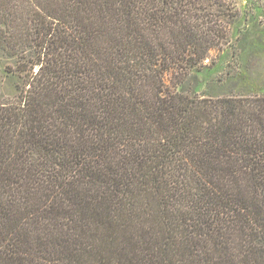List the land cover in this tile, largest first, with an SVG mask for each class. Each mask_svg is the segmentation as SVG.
I'll list each match as a JSON object with an SVG mask.
<instances>
[{
    "label": "trees",
    "instance_id": "trees-1",
    "mask_svg": "<svg viewBox=\"0 0 264 264\" xmlns=\"http://www.w3.org/2000/svg\"><path fill=\"white\" fill-rule=\"evenodd\" d=\"M237 2L0 0V264H264V82L196 93Z\"/></svg>",
    "mask_w": 264,
    "mask_h": 264
},
{
    "label": "rangeland",
    "instance_id": "rangeland-1",
    "mask_svg": "<svg viewBox=\"0 0 264 264\" xmlns=\"http://www.w3.org/2000/svg\"><path fill=\"white\" fill-rule=\"evenodd\" d=\"M237 8L241 15L232 29L230 44L223 52L213 51L198 73L196 93L200 97L236 93L233 81L222 82L229 65L246 73L249 83L264 82V0H238ZM15 61L0 52V68L3 71L13 67ZM9 77L5 79V86L17 81L11 75Z\"/></svg>",
    "mask_w": 264,
    "mask_h": 264
}]
</instances>
